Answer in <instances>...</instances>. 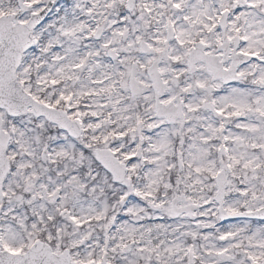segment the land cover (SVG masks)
<instances>
[{
	"label": "snow or ice",
	"instance_id": "snow-or-ice-1",
	"mask_svg": "<svg viewBox=\"0 0 264 264\" xmlns=\"http://www.w3.org/2000/svg\"><path fill=\"white\" fill-rule=\"evenodd\" d=\"M0 264H264V0H0Z\"/></svg>",
	"mask_w": 264,
	"mask_h": 264
}]
</instances>
